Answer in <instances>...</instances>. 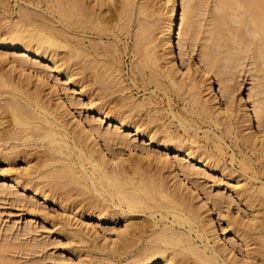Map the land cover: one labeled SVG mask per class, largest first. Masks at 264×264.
<instances>
[{
    "label": "bare ground",
    "instance_id": "bare-ground-1",
    "mask_svg": "<svg viewBox=\"0 0 264 264\" xmlns=\"http://www.w3.org/2000/svg\"><path fill=\"white\" fill-rule=\"evenodd\" d=\"M198 1L199 0H183V5L186 7L184 8V13L180 17V5L174 0L167 27L168 32L166 34L168 55L173 56L174 54L172 40L174 30L178 25L180 28L179 44L185 54H187L188 41L190 40L192 42V40L195 39V32L199 33L200 30L197 31V29L193 32L194 26H201L200 24L196 26L194 17H198L196 14H201V12L203 14L205 8L199 9ZM132 2L133 0H50L47 1L46 8L40 0H0V95L8 93L10 96V98L5 101L6 103L4 102V105L0 106L4 109L7 107L11 112L9 125L0 130V159L4 158L7 161L13 162V159L20 157L19 150H17L19 146L16 145L18 143L12 145V148L9 146L10 150L8 149V152L3 151V149L7 147L5 144L13 140H21L22 145L32 146L33 144L30 142L32 139L35 145L37 144L36 146L42 148V150L39 151L41 155L39 154L40 158H38L39 161H37V165L31 166V163L29 164L28 162L26 168L24 167L25 172L23 170L4 175L3 180L10 178L12 182L17 183L20 187L22 186L24 190H31L35 196L39 195L43 197V200L54 198L52 197V193L54 194L52 189L58 184V181L62 180L61 178H63V180L66 178L69 183L76 182L79 183L80 186L82 184V186H84L82 188L83 191L87 189L92 193L95 192L96 197L94 196L89 202L87 199L85 202H88V204L85 203L83 205L84 208H86L85 206L87 205V211L92 209L90 215L96 218L99 223L112 222L118 217L126 221L124 229L118 231L115 238L109 239V242L105 241L111 244L108 248L111 247L113 250L118 249L116 247L118 245L117 243L121 240L123 241L124 237L129 235L128 232L130 235L140 233L138 235L143 237L149 232L153 234V236H150L151 238L149 237V241L146 242L147 245L144 251L138 255L135 254L136 256L133 260L126 259L127 262H124V264H179L178 262L182 260L180 258L182 257L181 254L185 253L186 256V251L195 254L202 264H264V256H262L260 260H258V258L255 260L252 259L257 256V253H255V257L252 256L257 247L254 249L255 251L253 253L251 252V255L249 249L253 247L248 249V246H250L248 241H251V239L247 240V238H250L248 235L249 229L244 226L245 224L243 225L240 223L241 221L238 222L235 220L236 218L232 219L231 217L227 219L228 228L233 226L231 229L232 233L229 235L230 237L226 235L229 239L226 238L228 242H226V239L221 241L222 236L219 234L217 225L210 213L212 209L208 204L210 202L209 200L212 199L214 200V206L216 205L220 208L219 206H223L225 203L224 195L218 194L214 196L212 194L214 198L207 197L204 201L201 198L200 200L202 203L200 205H198L197 202V204L194 203L192 198H190L199 197V193H197L198 191L195 190V188L185 183L180 176V172L182 171L184 174H193L196 172L195 168L194 171L191 169L190 162H192V164L194 162L203 164L205 168L215 165L218 166L220 163L219 159L222 157L218 154L221 156L218 159V156L216 157L214 152L200 150L201 147L199 148L198 146L200 141L197 139L198 137H195L198 133L197 126L194 128V126H192L194 124L189 125L190 121L188 122L189 124H187L185 118H181L182 116H180L178 123L183 126L185 132H182L187 133V135L182 137L177 130L173 132L169 125V127L164 125L165 134L161 136L160 131L158 129L156 130L157 127L155 129L150 127L156 119L151 115V110H149L147 114L150 118L152 116L153 119L149 117V119L143 118V115L140 116L137 113L146 107L147 102L145 103L143 100L136 101L133 99L134 96L132 97V95L127 94L121 97V99L123 98L122 100L112 98L113 96L111 95L114 93L112 89L113 87L115 88V85H119L116 88L120 87L119 90L121 93L124 92V90H128L123 72L124 66H122L123 50L120 47L119 41L122 40L121 33L128 30L130 26L131 9L133 8H131ZM218 2L217 6L219 11H217L216 15L214 12V18L211 17L213 18V21L211 20L212 22L209 23L212 25L211 33L206 37L207 41L209 40L208 46H206L208 49L205 52L203 51L204 53H200V59L207 70L200 71V68L197 67L195 75L189 77L190 87L196 90L194 95L196 99L193 100L198 103V108L200 109L199 113H201L202 116H200L204 121H209V123L213 122V124L218 126L228 124L229 118L234 114V108H232V106L235 92L239 88V84H242L238 78L244 71H250L249 73L252 77L253 84L250 83L248 88L250 93L249 96L252 98L255 116L258 119L259 126L263 130L264 0H218ZM199 3L202 2L199 1ZM203 6L205 7V5ZM208 15L210 14L208 13ZM204 24L206 25V23H203V25ZM201 30L203 29L201 28ZM151 40L152 39H147L146 29H143L137 34L136 40L134 41L135 44H133L134 46L132 45L133 49L131 48V50H133L135 57L138 55L141 58L138 63L136 62L137 64H135V66L144 74L143 79L145 81L147 80L144 73L146 70L145 68L146 66H148V68L150 66L151 74L148 73V76L150 74L151 79H156L158 81L157 83L164 85L163 81L165 79H161V73H158L154 68V65L159 64V56L155 49H152L150 46ZM128 48L129 47L125 46V49L128 50ZM60 49L63 50L60 51ZM210 52H213L215 57L214 54ZM134 56L132 57L134 58ZM248 58L252 60H250L251 62L249 61V66H245L246 59ZM173 60L174 57L168 60L170 64L168 63L169 66L167 69L165 68L166 70H163L165 76L163 74L162 76L165 78L168 77L172 85H175L178 80L177 76L180 77L182 73H180L177 66H175ZM218 60L219 62L220 60L223 61V64L216 69L214 66H217ZM246 64L248 65L247 62ZM45 66H48L51 72L55 71L64 74L65 83H75L78 86L76 91L78 90L81 95L86 94L88 91H93L89 93V100L91 103V107L89 106V108L92 113L97 112L99 115L106 117L109 124L115 125V127L121 129V131H125L128 136H135L136 138L142 136L141 140L144 145L141 144V147L145 146L144 148L146 149L149 145L153 146L154 149H152L153 151H158V156L156 152L154 154L153 151L152 153L150 149H148L146 154L144 153L145 156L142 154L135 156L131 154L132 156L125 158L126 156L118 157L115 153L113 154L114 156L109 157L108 151L112 148L111 145L114 141L122 142L126 140L120 139L121 134L111 128L103 131L100 127L102 126L101 124L98 125L97 123H93L95 122L92 121L94 119L91 120V118H86V120H84L82 117L76 116L65 100L64 94L61 92L62 89L56 84L51 83L42 74L44 70H48ZM7 67H9V69H6ZM212 69H215L221 82L220 87L222 96L227 102L225 107L221 105V101L216 99L217 96L214 97V99L217 100L214 105L213 103L215 100L212 103V99L202 98L203 90H200L201 85L196 73L200 75L201 72L204 71V76L207 75L208 88L212 90L214 88V82L209 75V71ZM131 70L132 74H136L137 69H135V67ZM14 73L16 75L18 74V79H16ZM133 76L137 77L136 75H131L130 77L132 80L134 79L132 78ZM133 81L136 82L135 79ZM153 81L151 82L153 83ZM31 83H36L34 91L26 92V85ZM162 85L161 87H163ZM47 86L57 102H52V100H49L50 97L48 96L44 97L43 91ZM95 91L97 95L93 97L92 95L96 94ZM107 96L111 97L108 100L104 99ZM117 96L120 97L121 94ZM101 98L104 99L103 102L97 104L96 102L98 101H96V99ZM151 99L154 100L156 98ZM125 100L126 102H124ZM94 101H96L95 103L97 105L92 106ZM171 101L172 99L170 98V104H168L170 105V107L168 106L169 114L171 117L178 118V113L174 110ZM153 103L158 104V100H154V102L150 100L147 105ZM106 104L108 105L107 107ZM7 108L5 110H7ZM150 109H153V107ZM239 111L243 113L242 119L247 122V127L253 129V122L249 110L241 107ZM66 116L71 117V128L65 118ZM1 123L2 122H0V124ZM171 123H174L173 119ZM191 127L195 130V134H190ZM208 131L210 132L209 129ZM251 132H254V129L253 131L251 130ZM250 135L254 138V134ZM216 136H219L215 138L218 140L216 141L218 150H220V153H223L221 152L224 151V143L222 145L223 137L220 136V134H216ZM205 137L208 139V134L205 135ZM249 141L245 144L249 143ZM159 151L161 154H159ZM164 153L165 157H162ZM170 153H174L173 156L176 158H183L185 162L181 159H173L172 156L170 157ZM76 156L77 158H75ZM146 160L149 161V165L147 166ZM186 161H189V164H186ZM152 163L156 165V170L154 172L152 170L154 168L150 169V167H148L150 165L152 167L154 165H152ZM164 169L169 170L173 174V177L179 178V182L176 181V184L173 183L175 187L173 185H171V187L168 183L169 180L165 178V173L163 174ZM170 172H168V174ZM66 184L68 183L66 182ZM46 185H50L52 188L48 189V187H45ZM53 190L56 191L55 189ZM69 190L70 189H68V192ZM261 190H264V182ZM0 192H3L2 188H0ZM62 192L64 191L62 190ZM1 193L0 197H2ZM66 198L64 199L66 200ZM64 199H62V201H64ZM164 200L167 202L169 201V203H176L177 205H167L164 203ZM164 207L168 209L167 211L165 210V212L160 210V208ZM158 210L161 211V213L159 212V214H161V220L163 218L167 220L168 213L173 215V217H171L173 219L171 225L165 222L161 228H159L160 218L156 217V212ZM202 211L206 214L205 216H202ZM138 212L150 213V218L153 217V220H148L150 219L148 218L147 220L151 222L147 223L145 227H139L142 222L139 223V221H137L139 226L138 228L134 226L136 229L134 230L131 228L132 221L131 223L129 222L130 224L127 222L132 219V213L137 214ZM143 222H146V220ZM175 223L178 224V227L179 225L188 227L189 229H187L188 231L190 230V232L194 229L196 224V227L200 229L201 234L199 235L201 236L199 237L200 239L201 237L203 238L204 246L201 248L196 245L195 242H192V238L194 237L191 238V234L187 231L177 230L176 226L170 228V226L173 224L175 225ZM89 230H93L94 232L91 233L92 236L95 235V237L99 239L101 234L94 225H91ZM88 233L86 235H88ZM196 233H198V231ZM95 237H93L94 240ZM136 238L137 237L134 239ZM105 239L107 238L105 237ZM125 239L127 240L128 237ZM126 240L124 241L126 242ZM239 241L247 248L248 253L243 256L244 258L239 257L235 250L236 243ZM132 243L134 242L132 241ZM125 245H129V242L123 244V246ZM14 246L15 245H13V247ZM37 246L38 245L35 247L39 248V246ZM176 246L181 248L171 252ZM120 247L121 246H119V248ZM171 247L172 249L169 251ZM34 248L32 247V250ZM123 249L124 248H122L121 253ZM245 256H247V258H245ZM250 258L252 260H250Z\"/></svg>",
    "mask_w": 264,
    "mask_h": 264
},
{
    "label": "rangeland",
    "instance_id": "rangeland-1",
    "mask_svg": "<svg viewBox=\"0 0 264 264\" xmlns=\"http://www.w3.org/2000/svg\"><path fill=\"white\" fill-rule=\"evenodd\" d=\"M40 1L43 3L44 7L47 8V1H50V0H40ZM176 1L180 5V8H181L180 9L181 10L180 17H181L182 14L184 13L183 11L186 6L183 5V2H182L183 0H176ZM199 1L202 2L203 5H205V7L202 5V3H199ZM199 1H198V8L199 9L205 8L206 11L204 10L203 14L202 12L201 14H196L198 17L196 16L194 17L196 20V23H195L196 26L198 24L201 25V26L198 25L199 27L194 26V29H193V32H195L196 29L197 31L200 30L199 33L197 32H195L196 34L194 33L195 35H198V36H195L193 34L195 38L194 40H197V41L192 40V42L194 41L193 43L190 40L188 41L189 43H187V47H188L187 52H186L187 54H185L183 52V49L181 48V45L179 44L180 28L178 25V27L174 30V34H173L174 36H173L172 42L174 46V54L172 56V55H168V51L166 47V45H168L166 44L167 43L166 34L168 32L167 27H168L170 12H171V8L174 3V0H133L132 6H131V8L133 7L131 9L132 15H131L130 22H129L130 26L128 27V30H125L121 33L122 40L119 41L120 47L123 50L122 51V56H123L122 66H124L123 72L126 78L125 83L127 84L128 90H124L122 94L121 91L119 90L120 87L116 88L119 85H115V88L113 87L112 89L114 91L113 93L114 95L112 94L111 96H113L112 98H116L120 100L121 97H124L123 96L124 94L132 95V97L134 96L133 99H135L136 101L143 100L145 103L146 102L148 103L150 100L153 102L154 100H158V104H156L157 102L150 104V105H147L146 103V107L142 109V111L140 110L141 112L139 111L137 113L140 116L143 115V118L147 119L149 117L147 113L149 112V110H151L152 111L151 115H153V118H156V119H155V122L153 121L154 124L152 123L150 127L151 128L153 127L154 129L157 127L156 130L158 129L160 131L161 136L165 134L164 125L165 126L167 125L166 127L170 126V129H172L171 131L173 132L177 130V132H179L182 137L187 135V133H183L185 132L183 126H181L178 123L179 122L178 119L180 118V116H182L181 118H185V121H187V124H189L188 122L190 121L189 125L194 124L192 125L194 126V128L197 126L198 133L196 135L198 136L195 135V137L196 138L198 137L197 139L200 141L198 144L199 148L201 147L200 150L202 151L207 150L209 152H214L216 154V157L218 156V159L219 157L221 156L222 157L219 159V162H220L219 165L213 166L214 168L213 167L205 168V165L203 164L195 163V162L192 164V162H190L191 169L194 171V168H195L196 172H194L193 174L192 173L184 174L182 171L180 172L181 174L180 176L181 178H183L185 183L188 186L195 188V190L198 191L197 193H199V197L196 196V197H190V198H192V201L194 203L197 202L198 205H200L202 203V201L200 200L201 198L204 201L207 199V197L214 198V196L218 194L224 195L225 203L223 204V206H219L220 208H218V206L216 205L214 206L213 204L214 200L212 199L209 200L210 202L208 204L209 207H211L212 209V212H210L212 214V218L214 219L217 225L219 234L222 236L221 241L227 238L226 235L230 237L229 235L232 233L231 229L233 226L228 228L227 219H230L231 217L232 219L236 218L235 220H237L238 222L241 221L240 223H242L243 225L245 224L244 226H246L249 229L248 235L250 238L249 239L247 238V240L251 239V241H248L250 245L248 246V249L250 247H253L249 249L251 255L255 251L254 249H256L257 247L256 251L252 255L255 257L256 256L255 253H257V256L256 258H252V259L255 260L258 258V260H260L262 259L261 257L264 256V247H263L264 246L263 245L264 244L263 243L264 242V190H261L262 184L264 182V129L262 130V128L259 126L258 119L255 116L254 104H253L252 98L249 96L250 93H249L248 88L250 86V83L253 84L252 83L253 81L249 73L250 71L248 72L244 71L242 74L240 72L241 75L239 76L238 80L240 79V82L242 84H239V88L235 92L234 103L232 106V108H234L233 109L234 114L232 113L233 114L232 117L229 118L230 119L229 121L231 124L228 121L227 122L228 124L218 126V125L213 124V122L209 123V121H204L201 118L202 115L201 113H199L200 109L198 108L199 107L198 103L195 102V100H193V99H196L194 96L196 93L195 92L196 90L190 87L191 84H190L189 77L191 75H195V71L197 67L200 68V71L207 70L205 65H203L200 59L201 58L200 53L203 51L205 52L208 49L206 46H208L209 40L207 41L206 37L208 36L209 33H211V26H212L209 23L213 21L214 12L216 15L217 11H219L218 6H217L219 2L218 0H204V1L199 0ZM208 13L210 15H208ZM203 23H206V25L205 24L203 25ZM201 28L203 30H201ZM143 29H146L147 39H152L150 46L152 47V49H155L157 55L159 56V61H158L159 64L154 65V68L157 70L158 73H161L160 78L163 80L165 79L163 81L164 85L157 83L158 81L156 79L150 78V74H151L150 66L149 68L148 66H146L145 68L146 70L144 73L146 77L145 76L144 77L147 79L146 81L143 79L144 74H142L139 71V69L136 68L137 66H135V64L138 63L141 57H139L138 55H136L135 57L133 50H131V48L133 49V46H134L133 44H135L134 41L136 40L137 34L140 33ZM125 46L129 47L128 50L125 49ZM61 50L63 49H60V51ZM132 56H134V58ZM171 57H174L173 61L175 63V66H177L180 73H182L180 77L177 76L178 80H177V84L175 85H172L171 80L168 77L165 78L162 76V74L163 75L165 74L163 70H166L170 64L168 60ZM214 57H215V54H214ZM250 60L252 59L250 58L246 59V62L248 63V65L245 62V66H249ZM222 64H223V61L220 60L219 62L218 60L217 66H214V68L218 69L217 67H220ZM133 66L135 67V69H137L136 74L135 73L132 74L131 69L134 68ZM45 67H47L46 69L48 70H44L42 74L44 75L45 78H47V80H49L51 83L56 84L60 89H62L61 92L64 94L63 96L65 97V100L68 102V104L70 105V108L72 109L73 113L76 116L82 117L84 120H86V118H89V119L91 118V120L94 119L92 120V121H95L93 123L95 124L97 123L98 125L101 124L102 126L100 127L103 131L111 128L116 132L118 131V133L122 135V136L120 135V139L126 140V141L123 140L124 142L123 141L119 142L116 139L118 143L114 141V143L111 145L112 150L110 149L108 151L109 157L114 156L113 154L115 153H116L115 155H117L118 157L126 156L125 158L132 156V155L135 156V155H140V154L145 156L148 149H150L151 152L153 151L154 149L153 146L149 145L148 147H146V149L144 148L145 146L141 147L142 145H144L141 140L142 136L138 138H136L135 136H128L127 133H125V131H121V129L115 127V125L109 124V121L107 120L106 117L99 115L97 112L92 113L91 109L89 108V106L91 107V103L89 100L90 99L89 93L93 91H88L86 94L81 95L78 92V90L76 91V89H78V86L75 83H69V84L65 83L64 74H61L55 71L51 72L48 66H45ZM6 69H9V67H7ZM203 72H201L200 75L196 73L200 81V85H201L200 90H203L202 98L204 97L206 99L207 98H209L210 100L212 99L211 100L212 103L215 100L213 105L216 103L217 101L216 99H218V101H221V105L225 107L227 102L225 98H223L222 96L221 87H220L221 82L219 80V77L217 76V73L215 72V69L214 70L212 69L211 71H209V75L211 76L214 82V88L212 90L208 88L209 85L207 84L208 83L207 75L204 76ZM139 73L140 75L142 74L141 75L142 77L139 75ZM148 73H150L149 76H148ZM130 74L137 76V77H134V76L132 77L135 79L136 82L133 81L134 79L133 80L131 79ZM15 76H16V79L19 78L18 74L17 75L15 74ZM150 80L151 81L154 80L153 83ZM161 85L163 87H161ZM26 86L27 87L25 88V91L31 92V91H34L36 87V83H31ZM95 93H93L95 94V95H92L93 97L97 95L96 91ZM43 94H44V97H47V96L50 97L51 99L49 98V100H52V102L53 101L54 103L57 102L56 98L55 97L53 98L52 92L50 91L48 86L45 87ZM117 95H119L120 97H118ZM215 96H217L216 99H214ZM0 97H1V100H0L1 106L4 105L3 103L7 99L10 98L8 93L2 94L0 95ZM110 97L107 96L104 99L108 100ZM151 98H156V99L152 100ZM170 98L172 99L171 102H172L174 110L176 111V113H178L177 114L178 118L171 117L169 114L168 109L170 105L168 104H170L169 102ZM104 99L103 98L96 99V101L98 102L94 101V103L96 102L97 104H100L103 102ZM124 102H126V100ZM94 103L92 104V106L97 105L96 103L95 104ZM244 105L246 106V108ZM107 106L108 105L106 104V107ZM154 106H155V112H154ZM240 106L243 107L244 109L249 110V113L251 115L252 122H253L254 132H251V130L253 131V129L248 128L247 122L244 119H242L243 113L239 111L241 108ZM152 107L153 109H150ZM1 108H0V122L2 123L0 124L1 126L0 130L4 129L5 126L9 125L8 124L10 122L9 120H11L10 110L7 107H6L7 110H5L6 108L5 109L3 107ZM65 118L68 121L69 126L71 128V125H72V122L70 120L71 117L66 116ZM153 118L151 116L150 119H153ZM172 119L174 120V123H171ZM162 124H163V127H162ZM229 126H231L232 128ZM199 129H202V130H199ZM208 129L210 130V132L208 131ZM190 130H191L190 134H195L194 132L195 130L193 129V127H191ZM206 133L208 134V139L207 137H205V135H207ZM216 134L217 135L220 134V136L223 137L222 145L224 143V146H223L224 151H221L223 153H220V150H218L217 142H216L218 140L215 138L219 136H216ZM250 134H254L253 135L254 138H252ZM247 137L248 138L250 137V138L248 139ZM248 141L250 145L249 143L245 144ZM30 142L31 144H33L32 146L22 145L21 140L20 141L13 140L12 142L6 143L5 145L7 147L4 148L5 150L3 149L4 152L6 151L8 152L10 150L9 146L11 147L12 145H15L16 143H18L16 145L19 146V148L17 147L18 149L17 148L16 149L19 150L20 157H17L13 160L8 159V160H12L13 162L7 161L4 158L0 159V188L3 189V192L5 191L4 192L5 196L3 192L2 193L0 192L2 196L0 197V251H1L0 264L2 263L4 264L6 261L7 262L5 264H124V262H127V260H133L136 255L144 251L145 246L147 245L146 242L149 241V239L151 238L150 236H153L151 232L145 234L144 237L141 235H138L140 233H137L136 235L134 234L130 235V233L128 232L130 237L131 236L132 237L130 238L128 235L124 237L123 241L126 240L125 238L127 237L129 241L128 239L126 240V242L125 241L123 242L121 240L120 241L121 243L120 242L117 243L119 246H121L119 248L117 244H116L117 246L115 245L118 248L116 249L117 252L116 250H113V248L111 247L110 248L113 252L110 250V248H108L111 245L108 242L112 238L116 237L115 235L118 233V231H122L124 229L125 227L124 224H126L125 223L126 221L125 219L123 220L121 217L120 218L118 217L116 220L112 222H102V223L100 222L99 223L96 218L90 215V211L92 209L87 211V205L85 206L86 208L83 207V205L85 203L88 204L89 200L91 201L94 196L96 197V194L95 192L92 193L87 189H84L83 191L82 188L84 186H82V184L80 186V184L76 182L69 183V181L66 178L64 180L63 178H61L62 180L58 181V184L56 183L57 185H55L53 188L56 191L52 189V192H54V194L52 193V197L54 198L49 199V200H43V197L39 195L35 196L31 190L30 191L27 189L24 190L22 186L20 187V185H17V183L12 182L10 178L9 179L6 178L5 180H3L4 175H7V174L9 175L11 173H15L16 171L24 170L25 172L24 167L26 168V166L28 165V162L29 164L31 163L30 164L31 166L37 165L36 163H38L37 161H39L38 158H40L39 154L41 155L39 151H41L42 148H40L39 146H36L37 144L35 145L32 139ZM125 143L127 144V146ZM203 147L205 148V150ZM153 152L155 154L156 151H153ZM24 153L26 154V156ZM156 154L158 156V151L156 152ZM159 154H161L160 151H159ZM218 154H220L221 156ZM169 155L170 157L172 156L173 159H181V157L179 158L174 157L173 156L174 153H170ZM163 156L165 157V153L162 155V157ZM75 158H77V156ZM181 160L183 161L184 159L182 158ZM240 160H242L243 162ZM148 162L149 161H147L146 166L149 165ZM187 163L189 164V161L188 162L186 161V164ZM57 164L60 165L59 163ZM152 165L155 167L153 166L151 167V165L148 167H150V169L154 168L152 169L154 172L156 170L155 169L156 165L155 163H152ZM168 172L170 171L167 169L163 170V174L165 173L164 174L166 176L165 178L169 180L168 183L170 184V186L173 185V183L176 184L177 182H179L178 181L179 178L177 179L173 177V174L171 172L168 174ZM66 182L68 184H66ZM72 185L74 186V188ZM49 186L50 185L48 186L46 185L45 187L46 188L48 187V189H51L52 187L51 186L49 187ZM3 187L5 188V190ZM7 189L9 192L7 191ZM68 189H70L69 192H68ZM62 190L64 192H62ZM67 193L69 194V196ZM63 195L66 196L67 198L64 197ZM64 198H66V200ZM62 199H64V201H62ZM86 200L88 202H85ZM165 200H164V203L167 205L174 204L172 202L171 204L169 203V201L167 202ZM174 205H177V204L175 203ZM116 209H119V208H116ZM160 210L165 212V210L167 211L168 209H165L164 207V208H160ZM80 211H81V214H80ZM204 211H202V216L206 215ZM159 212L161 213V211L159 210L156 212V217L160 218L159 228H161V226L165 222H168V224L171 225L172 224L171 221L173 220L171 217H173V215H171V213L170 214L168 213L167 220L166 218H163L161 220V214H159ZM149 214L150 213H144V212L142 213L138 212L137 214L132 213V217H131L132 219L128 220L127 223L129 222L131 223L132 221V224L134 225L131 224V228H133L134 230H136L135 227L138 228L140 222L142 223L140 224L139 227H145L147 223L153 220V217L150 218ZM147 219L148 220L152 219V220L148 221ZM142 220L143 221L146 220V222H143ZM137 221H139V223ZM135 223H138V224H135ZM91 225H94L99 231V233L101 234L99 239L96 238L95 235L92 236L91 233H93L94 231L89 230ZM174 226L177 227V230H185L189 234H191L190 235L191 238L194 237L192 238V242H195L196 245L200 246L201 248L204 246L203 244L204 242L202 240L203 238L201 237L200 239L199 237L201 236L199 235L201 234L200 229L196 227V224H195L194 229L191 230V232L190 230L188 231L189 229L188 227H185V226L182 227V225H179L178 227V224L176 223L175 225L173 224L172 226H170V228L172 227L174 228ZM195 229L196 230L198 229L197 230L198 233H196L197 231ZM87 233L88 235L91 234L89 235L90 237L86 235ZM102 236H105L107 239H105V237H102ZM93 237H95V240L93 239ZM135 237L137 238L134 239ZM227 239H226V242H228L229 240ZM131 240L135 243V245L134 243H132ZM105 241H108V242H105ZM127 242H129V245L123 246V244H126ZM237 243L235 246V250L239 257H243L245 254L248 253L247 248L243 246L241 241ZM13 245H15L16 247L15 246L13 247ZM31 245L33 248L36 245H38L39 248L35 247L32 250ZM126 246H127V249H126ZM122 248H124L122 253L126 251L124 254L121 253ZM180 248L179 246H176L175 248H173V250H171L172 249L171 247L169 251L171 250L172 252L175 249H180ZM257 250L261 253H259ZM181 256L182 257L180 258L182 260L178 262L179 264H202V262L198 260L197 256H195V254H192V252L190 251H186V256H185V253L181 254ZM245 258H247V256H245ZM252 259L250 258V260Z\"/></svg>",
    "mask_w": 264,
    "mask_h": 264
}]
</instances>
